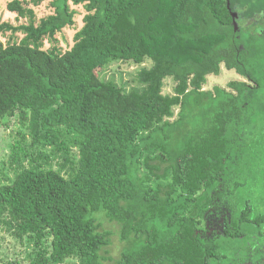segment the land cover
Here are the masks:
<instances>
[{"label": "trees", "instance_id": "obj_1", "mask_svg": "<svg viewBox=\"0 0 264 264\" xmlns=\"http://www.w3.org/2000/svg\"><path fill=\"white\" fill-rule=\"evenodd\" d=\"M43 1L6 0L21 22L0 23V123L25 129L0 168V237L30 264H264V205L239 200L260 159L264 21L232 13L264 0H52L37 19ZM71 5L73 44L44 47L75 28ZM116 60L141 89L101 78ZM222 70L239 79L208 87Z\"/></svg>", "mask_w": 264, "mask_h": 264}, {"label": "rangeland", "instance_id": "obj_2", "mask_svg": "<svg viewBox=\"0 0 264 264\" xmlns=\"http://www.w3.org/2000/svg\"><path fill=\"white\" fill-rule=\"evenodd\" d=\"M51 1L52 0H45L40 5L34 7L37 19L53 12ZM5 2L6 0H0V23L9 22L14 25L19 24L21 21H17L15 15L5 9ZM71 7L77 12L75 15V28H65L61 33L56 35V41L52 42L51 40L45 39L44 47L50 48L52 45L57 44L61 49H65L73 44V37L82 26L84 9L82 5H71ZM238 8L239 7L236 6V9ZM240 8V10H246L245 8ZM238 11L239 9L233 13L236 18L239 14ZM263 17L264 13L259 11L255 14V17H251L245 21L241 20L240 24L242 26H247L251 21L257 22L258 24L263 23ZM236 24V26H238L239 23L236 22ZM21 36V34H15V37ZM9 37V31L3 34L0 32V41L6 42ZM140 67L141 66L129 61H112L101 71V78L114 81L125 91H130L132 89L139 90L142 88V85L138 83L136 74ZM232 79H239V77L232 71L222 70L218 76L212 77L208 87L214 85L224 87L226 83ZM171 88V80H165L164 92H171ZM259 132L264 133V123H259L253 140L255 141L256 148L259 149L260 159L246 169L248 173L245 171V186L240 190L242 194L241 199H239L241 202H248V204L256 208L257 211L259 207H263L264 205V137L262 139V133ZM23 133H25V129L14 117L11 119H4L3 122L0 123V168L2 163L8 160V154L15 138L22 137ZM104 223L109 229H117L116 225L111 222L104 221ZM201 227L203 226L201 225ZM113 240L114 243L109 247V250L110 254L116 257L119 252V244L117 243L116 237H113ZM27 253L28 250L26 246L20 245L13 237L6 234L0 237V264H14L15 262V264H30L28 255H26ZM68 264H71V262Z\"/></svg>", "mask_w": 264, "mask_h": 264}, {"label": "flooded vegetation", "instance_id": "obj_3", "mask_svg": "<svg viewBox=\"0 0 264 264\" xmlns=\"http://www.w3.org/2000/svg\"><path fill=\"white\" fill-rule=\"evenodd\" d=\"M237 7H239L238 9H239V14H238V17L236 18L235 17V19H236V22L237 23H239L238 24V27H239V25H241L240 24V22H241V20H243V21H245V20H248V18H245V16H244V12H243V10H240L241 8H240V6H239V4H238V2H235V4H234V6H233V8H232V13H234L235 11H237L238 9H236V6ZM209 219V221H207V225H209L210 223L211 224H213V223H215L214 222V217H210V218H208ZM205 223V226H206V222H204ZM204 229V228H203Z\"/></svg>", "mask_w": 264, "mask_h": 264}]
</instances>
